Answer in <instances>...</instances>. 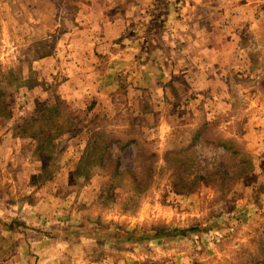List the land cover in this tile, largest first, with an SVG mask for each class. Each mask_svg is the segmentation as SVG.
Segmentation results:
<instances>
[{
	"label": "rangeland",
	"instance_id": "rangeland-1",
	"mask_svg": "<svg viewBox=\"0 0 264 264\" xmlns=\"http://www.w3.org/2000/svg\"><path fill=\"white\" fill-rule=\"evenodd\" d=\"M30 1L0 7V264H264V0H127L132 56L82 70L75 0Z\"/></svg>",
	"mask_w": 264,
	"mask_h": 264
},
{
	"label": "crops",
	"instance_id": "crops-1",
	"mask_svg": "<svg viewBox=\"0 0 264 264\" xmlns=\"http://www.w3.org/2000/svg\"><path fill=\"white\" fill-rule=\"evenodd\" d=\"M17 1L25 2L24 6L27 8L33 6L30 0H0V7L2 5L8 7L11 2L15 4ZM28 1L30 2L27 5ZM74 5L77 7L71 18L72 30L64 32L61 31L62 25L57 22H55V25L58 34L61 33L65 38L64 40H66L57 44L58 51L67 50L74 56V53H76L72 52L74 49L80 48L81 51H85V55L81 51L76 53L79 57L76 55L74 58L75 67L78 66L79 70L83 69L82 64H84L85 58L80 56L86 57L87 54L88 56H93L96 53L108 54L111 56V61H114L118 56L122 61L127 56H132V42L129 43L128 41L129 35L126 33L125 25L130 9L127 0H116L114 2H108L107 0H75ZM123 6L125 11H123ZM137 39H142V37L133 40ZM60 40L62 38H58L57 41ZM125 43L131 45L125 46ZM121 64L122 62L117 66H121Z\"/></svg>",
	"mask_w": 264,
	"mask_h": 264
},
{
	"label": "trees",
	"instance_id": "trees-1",
	"mask_svg": "<svg viewBox=\"0 0 264 264\" xmlns=\"http://www.w3.org/2000/svg\"><path fill=\"white\" fill-rule=\"evenodd\" d=\"M1 110V109H0ZM46 111V110H45ZM51 111V110H50ZM51 115L55 114V113H59L58 110L57 112H49ZM45 120L46 123H50L49 121H51V123L54 122V118L51 117L50 115L48 117H45L42 115L38 117L37 119H33L30 123L28 122L26 124V126L23 128L24 131L27 130V128L32 127L33 125H36V123H38L39 121L42 122V120ZM70 120V119H69ZM67 120V121H69ZM71 121V120H70ZM55 126L57 127L56 129V133L55 135H51L55 138L64 135V131L61 130V127L58 126L57 124H55ZM132 126V125H131ZM203 129V127H201L199 130L201 131ZM29 135H32L31 131H28ZM31 132V133H30ZM129 133V129L125 130L122 132V135H129L126 134ZM102 136L104 135L103 131L100 133ZM35 137V136H34ZM97 137V136H96ZM106 140V139H105ZM124 138H119L114 142L118 143V149L119 150H124L126 149V147L132 145V144H136L138 137H136L134 135V137H132V139L129 140L128 143H126L125 145H123V141ZM96 143V142H95ZM98 144V143H96ZM112 143L108 142V144H106V141H104V143L100 146V145H96V147L93 149V151H100L101 152V160L104 163L106 160V157H110L109 153V149L111 147ZM191 149V147H182L181 149H179V151L177 153L175 152H170L165 156V164L168 165V168L172 171L173 174V178L175 180V185L173 186L175 192H179V193H192L196 190V185L198 183L199 180H202V176H195L193 180H191V176L193 175V173L191 172L192 167L189 165V160L186 159V153H188V151ZM224 149H226V147H224ZM89 151V149H88ZM87 151V152H88ZM93 152H91L92 154ZM120 166L121 164L119 163V161L117 162V164L115 165L114 169H113V173L114 176H118L121 177L122 175H124V173H120ZM156 166L150 165V166H146V168H144L145 172H146V176L144 180H137L136 177L133 178V182L134 185L136 186L137 190L139 191V193H143L145 191L148 190L150 183H149V179H151V177L155 174V170H156ZM129 173V172H128ZM183 234L184 231H173L170 232L169 234Z\"/></svg>",
	"mask_w": 264,
	"mask_h": 264
}]
</instances>
